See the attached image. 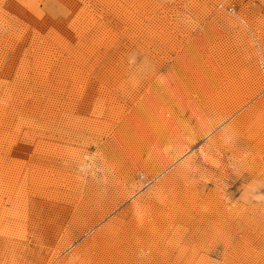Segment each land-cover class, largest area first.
Masks as SVG:
<instances>
[{
	"label": "rangeland",
	"instance_id": "obj_1",
	"mask_svg": "<svg viewBox=\"0 0 264 264\" xmlns=\"http://www.w3.org/2000/svg\"><path fill=\"white\" fill-rule=\"evenodd\" d=\"M0 264H264V0H0Z\"/></svg>",
	"mask_w": 264,
	"mask_h": 264
}]
</instances>
